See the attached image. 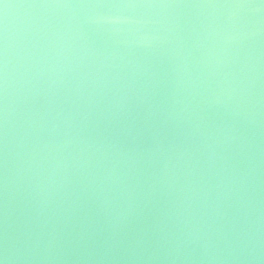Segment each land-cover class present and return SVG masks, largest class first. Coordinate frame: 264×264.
I'll list each match as a JSON object with an SVG mask.
<instances>
[{"label": "water", "instance_id": "water-1", "mask_svg": "<svg viewBox=\"0 0 264 264\" xmlns=\"http://www.w3.org/2000/svg\"><path fill=\"white\" fill-rule=\"evenodd\" d=\"M0 264H264V0H0Z\"/></svg>", "mask_w": 264, "mask_h": 264}]
</instances>
